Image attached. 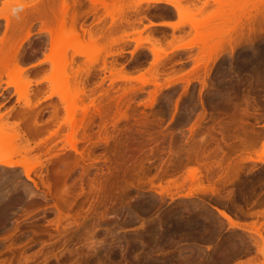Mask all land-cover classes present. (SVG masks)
<instances>
[{
  "label": "rangeland",
  "instance_id": "374dc122",
  "mask_svg": "<svg viewBox=\"0 0 264 264\" xmlns=\"http://www.w3.org/2000/svg\"><path fill=\"white\" fill-rule=\"evenodd\" d=\"M135 1L98 6L82 21L91 37L80 31L78 43L62 51L60 29L45 32L39 16L13 30L44 0H0V57L8 44L16 51L0 63V159L23 165H0V264H202L227 259L232 246L248 264H264V164L254 160L264 153V25L253 36L250 0H180L189 23L176 28L163 25L180 23L171 6ZM52 4L57 11L59 0ZM120 6L134 22L113 32ZM233 18L240 24L230 37H255L253 45L204 51L216 34L226 37ZM73 51L81 54L71 57ZM64 68L78 73L66 86L57 75ZM205 74L206 85L193 80ZM64 100L78 104L75 149ZM248 101L246 137L257 138L231 154L240 162L236 178L223 182L213 168L214 180L202 181L198 169L193 178L202 180L193 182L186 154L205 131L214 139L237 136L224 122L231 113L240 117ZM221 111L228 119L212 125L207 112L217 118ZM215 148L204 146L207 154ZM213 208L248 221L249 234L234 232Z\"/></svg>",
  "mask_w": 264,
  "mask_h": 264
},
{
  "label": "bare ground",
  "instance_id": "6f19581e",
  "mask_svg": "<svg viewBox=\"0 0 264 264\" xmlns=\"http://www.w3.org/2000/svg\"><path fill=\"white\" fill-rule=\"evenodd\" d=\"M52 1L53 0H44L43 3H41V5H39L38 7L36 8H33L31 11H29L27 14H25V16L23 18H21V20L19 22H16L15 24H13V30H19L21 29L22 27L25 28L27 27L29 24V21L31 18H34L35 16H39V18L41 17L42 19V22L43 24H46L47 27H45V32L51 34L52 33V30L55 28V27H58L61 31V34L59 36V38L62 40L61 43L59 44L60 46V49L62 51H65L63 49H66L67 48H70V46L78 43L79 41V38L81 36V33L80 31L82 32V34L84 35H87L89 38L91 37V34L89 31H85L84 29H82V21L85 17H87L88 15H91V14H95L96 11H97V8L98 6H102L104 7L105 9L107 8V3L109 0H86L87 1V4L88 6L85 7L84 5V0H59V7H58V10L57 11H54L53 10V4H52ZM251 4H249V6H245L243 7V10L244 8L247 9L249 8L248 10V13L245 15V16H248V17H253V24H252V27L250 28V31L251 32H254L253 36L256 35V32H259L261 31V26L264 25V0H250L249 1ZM141 3H154V4H158V3H164L168 6H171L178 14V16H180V23H169L170 21L168 22H164L163 25H168L170 26L171 28H176L178 26H181V25H185L189 23V21L187 22L186 20H182L183 17L182 15H184L185 13V10H183V7L180 3V0H136L134 2V5L135 6H138L139 4ZM47 5V7H46ZM126 8L120 6L119 7V12L121 14L120 18L117 19V20H114L112 19V22L115 23L114 24V27L112 29V31H118V30H121L122 28L126 27V26H130V25H133V22H134V19H132L130 16H128L126 10ZM253 14V15H252ZM182 17V18H181ZM232 20V19H231ZM230 22L232 23V25H228L226 28H224V30L222 31V33H225L227 34L226 37L224 38L222 35H217V39L214 40L212 39V45H210L209 43L205 42L204 44V47L203 50L204 51H208V50H211V49H219V51H222L224 47V44L226 43L227 44V48L230 49V52L231 53H234V47H238L240 44L242 43H246V44H251L253 45V42H254V39L255 37L253 38H250V37H247L246 39H242V34H238L236 36H234L233 38H231V34L233 32L236 31V29L238 28L239 24H240V19L238 18L237 20L233 18V20ZM179 21V20H178ZM257 25L259 26V28L257 27ZM257 28V29H256ZM227 38V39H226ZM179 47H183L182 45H176L175 47H173L172 49H175V48H179ZM154 50H160L159 46L157 44H153L152 43V48H151V52L156 54V52ZM81 54L80 52H77V51H73L71 53V57H74V56H77ZM167 52L164 53V55H166ZM16 55V51L13 50L12 48V45L11 44H8L7 46V49L6 51L3 52L2 56L0 57V63H3V61L5 62V59L7 57H15ZM251 58V57H250ZM262 58V57H261ZM49 59H51L49 56L45 57V61H50ZM253 59V58H252ZM251 59V60H252ZM250 60V59H249ZM67 63V60L66 58H64V64ZM259 63V62H258ZM53 65H58L59 62H54L52 63ZM261 64V63H260ZM259 64V65H260ZM57 68V67H55ZM263 68V67H261ZM264 70V69H263ZM21 68L17 67L15 69V73H19L21 72ZM248 72V71H247ZM77 73V72H76ZM76 73L75 74H72V76L69 75L68 71L66 70V68L64 69H59L58 70V73L57 76L58 78L62 79V83L65 85H68V80L70 81V77H73V79H75V76H76ZM78 74V73H77ZM247 74V73H246ZM206 74L200 79V76L199 75H196V77L193 79L194 81H197L199 83H201L200 85H206L205 84V78H206ZM70 78V79H69ZM260 80V79H258ZM257 81V80H256ZM188 84L190 81H187ZM258 82V81H257ZM27 84H30V81H27L26 82ZM263 83V82H262ZM187 84V85H188ZM264 84V83H263ZM65 85V86H66ZM250 85V84H249ZM263 86V85H262ZM264 88V87H263ZM27 97V94L26 92L23 93L22 95V98H26ZM65 99V98H64ZM68 100H66L67 102ZM78 101V100H76ZM65 102V100H64ZM65 102V103H66ZM71 102V103H70ZM70 104H67V106H65V114H66V121L67 123L69 124V131H70V137H71V140L73 142H71V147L73 149H75V142L77 140L76 139V132H77V129H78V124L77 122L75 121L73 114H74V109L77 105H76V102L74 101H71L70 100ZM73 102V103H72ZM245 103V102H244ZM202 104V103H201ZM249 101L245 103V106L242 108V109H239L240 111H237L238 114H240V117H237L235 116L233 113H231L232 115H230V118L228 119L226 117V114L222 113L221 111V114H216L217 118L214 117V114L212 115V112H207L209 113V120L211 121L210 123H212V125H215V124H219L222 119H225L227 118L228 120H226L227 122H224V123H228L231 127H234L235 130L237 131H240L238 134H235L237 136H234V134L230 135L228 138H225L223 136V134L221 133L220 134V138L219 139H214L212 137H207V135L204 133L206 132H203V136L199 137V144L200 146L199 147H196V149L193 151V153L191 154L190 152H188L186 154V157L184 159V164L185 165H189V164H194V168L191 167L192 170H189L188 171V174L187 176L189 175V178H192L194 180H192L193 182L197 181L199 178H197L195 180V178L198 176L199 177V174L197 175V173H199L198 169L202 170L200 172H202L200 174V178H201V175L203 176V178L205 179H200L198 181H211V179L214 180V176L212 174V169L214 168L217 173L216 176L220 177L219 179H223V182H225V178H228V181H229V178L232 179V178H236L234 177L236 174L238 175V173L236 171L237 170V166L240 162L236 163L237 161L236 160H230L231 158V154L232 155H235L236 153L240 154L242 152V150L244 148H247L248 146H252L254 145V138L253 137H256V134L253 135L252 137H246V127L249 125V123L247 122L248 121V118L250 116V113L248 111L249 109ZM202 108H203V111L204 113L207 111L204 104H202ZM86 109V108H85ZM83 110L84 114L86 112V110ZM103 110V109H102ZM206 110V111H205ZM105 111V110H104ZM210 111V110H208ZM56 112V111H55ZM102 113H100L99 111V115H104V112L101 111ZM235 112V113H237ZM54 113V111L52 112ZM107 114V113H106ZM206 114V113H205ZM237 114V115H238ZM53 115V114H52ZM56 115V113H55ZM100 118H104V116H102ZM203 116V115H202ZM239 116V115H238ZM199 121V120H198ZM224 121V120H222ZM229 121V122H228ZM66 123V124H67ZM248 124V125H247ZM78 125V126H77ZM229 126V127H230ZM195 129H199L198 131L201 132V126H200V123L199 122H196V128ZM191 134L193 133V130L190 131ZM195 132V131H194ZM240 133L243 134V137L240 136ZM264 135V134H263ZM246 138H245V137ZM258 136V135H257ZM257 138V137H256ZM231 140L233 142H231ZM236 140V141H234ZM4 139L2 137V134H0V148H1V145L3 143ZM209 142H213L215 143V150L211 153V154H207L204 150V146L209 143ZM236 142V144H235ZM220 144L222 146H220ZM223 147L226 149V150H230L232 153H230V155L225 152L223 150ZM264 147V146H263ZM2 153V150L0 149V155ZM205 160H208L209 161V165H206L204 162ZM248 160H252V159H248ZM255 161H258L260 162L261 164H264V153L261 154V155H258L255 159ZM210 162H213L212 164H210ZM0 165L2 166H5V167H21L23 168V165L20 164L19 162L17 161H13L11 159H3L1 160L0 159ZM190 166V165H189ZM196 166V167H195ZM240 169V167H238ZM241 170V169H240ZM239 170V171H240ZM236 172V173H235ZM187 173V172H186ZM220 173V174H219ZM25 177L28 179L29 178V171L26 170L25 173H24ZM196 176V177H195ZM195 177V178H193ZM224 177V178H222ZM216 180V179H215ZM218 181V180H216ZM220 181V180H219ZM232 182V180L230 181V183ZM213 183V182H212ZM217 183V182H216ZM215 183V184H216ZM227 183V181H226ZM222 184V183H221ZM220 184V185H221ZM214 185V184H213ZM212 190V188H210ZM209 189V191H211ZM218 188L215 187V191H216V196L217 197H220V191L217 190ZM211 192H214L213 190ZM232 192V191H231ZM233 193V192H232ZM232 193L230 194V196L232 195ZM220 194V195H219ZM213 195H215L213 193ZM219 195V196H218ZM228 195V194H227ZM190 196V195H189ZM229 196V195H228ZM216 198V197H215ZM222 198V197H221ZM226 198V197H225ZM228 198V197H227ZM230 198V197H229ZM232 198H233V195H232ZM218 199V198H217ZM225 200V199H224ZM228 200V199H227ZM218 201V200H217ZM253 204V202H252ZM240 208V211L241 210V207L238 206ZM216 210V212L218 213V215L220 216V218H222L223 220H225V222H227L229 224L230 227L232 228H240L239 230H243L244 226L240 227L241 226V222H237L235 221L230 214H228L227 212L223 211V210H220V209H217V208H213ZM264 211V210H263ZM260 212L258 214L259 217L261 216V218L263 217L264 218V212ZM256 213V212H255ZM263 213V214H262ZM247 214V213H246ZM250 215V214H248ZM253 215H256V214H253ZM242 216V214L240 215ZM246 216V215H245ZM258 215H256L257 217ZM247 217V216H246ZM239 219V218H238ZM264 221V220H263ZM202 225V224H201ZM254 225V224H253ZM256 225V224H255ZM260 229H263L264 230V222H261L260 224ZM178 226V225H177ZM189 226V225H188ZM251 226V224H250ZM253 226H251V230L254 231V230H257L258 228H254V230L252 229ZM191 228V227H190ZM202 228V227H201ZM243 228V229H242ZM204 229V228H203ZM258 231V230H257ZM261 231V230H260ZM257 232V233H260ZM249 232V231H248ZM247 232V233H248ZM249 234V233H248ZM256 235V234H255ZM252 236H254V234H252ZM250 237V236H249ZM256 237V236H254ZM254 237H251L252 241H253V246H256V239H253ZM264 241V240H263ZM250 243V242H249ZM224 245V244H223ZM233 244L231 243V246ZM230 245H226V246H221V250H222V254H224V252H228V248L230 247ZM250 246V245H249ZM240 247V246H239ZM257 247V246H256ZM219 248V247H218ZM249 248V247H248ZM238 248H233L232 246V252H230L232 254V256H234V253L237 251ZM258 249V248H257ZM231 250V249H230ZM240 250V249H239ZM247 250V249H246ZM249 250V249H248ZM256 250V249H255ZM245 251V250H243ZM259 251V250H257ZM240 252V251H239ZM246 252V251H245ZM219 253V252H218ZM260 253V252H259ZM235 255L237 256V254L235 253ZM247 256V255H246ZM227 259L230 257V254H228V256L226 255ZM232 258V257H231ZM239 258V257H237ZM226 259V258H225ZM230 259V258H229ZM239 263V262H238ZM142 264H145V263H142Z\"/></svg>",
  "mask_w": 264,
  "mask_h": 264
},
{
  "label": "crops",
  "instance_id": "0c3cea01",
  "mask_svg": "<svg viewBox=\"0 0 264 264\" xmlns=\"http://www.w3.org/2000/svg\"><path fill=\"white\" fill-rule=\"evenodd\" d=\"M3 88L4 87H2V89ZM3 111L4 110L2 109V112ZM238 222L239 223L241 222L240 224L242 226H244L243 227L244 229L242 228L243 230H239L240 228H234V232H243V231L247 232L246 224L248 223V221H243L242 219H238ZM242 226H240V227H242ZM235 253L237 254V256L235 255ZM235 253H234V256H232V254H230V257H229L230 259L229 258L228 259H219V260L215 259V260H211L209 262H205V263H202V264H248L250 262L249 261V259H250L249 256L242 257V253L241 252H235ZM237 257H239V258H237ZM191 264H193V263H191Z\"/></svg>",
  "mask_w": 264,
  "mask_h": 264
},
{
  "label": "clouds",
  "instance_id": "9594fccd",
  "mask_svg": "<svg viewBox=\"0 0 264 264\" xmlns=\"http://www.w3.org/2000/svg\"><path fill=\"white\" fill-rule=\"evenodd\" d=\"M15 11V10H14Z\"/></svg>",
  "mask_w": 264,
  "mask_h": 264
}]
</instances>
